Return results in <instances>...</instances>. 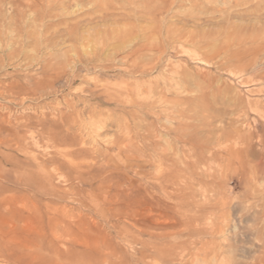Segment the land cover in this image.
I'll use <instances>...</instances> for the list:
<instances>
[{
	"label": "rangeland",
	"instance_id": "1",
	"mask_svg": "<svg viewBox=\"0 0 264 264\" xmlns=\"http://www.w3.org/2000/svg\"><path fill=\"white\" fill-rule=\"evenodd\" d=\"M42 126L68 142L31 140ZM2 127L0 170L32 183L0 180V237L23 234L2 199L28 198L27 264L264 258V0H0Z\"/></svg>",
	"mask_w": 264,
	"mask_h": 264
},
{
	"label": "bare ground",
	"instance_id": "2",
	"mask_svg": "<svg viewBox=\"0 0 264 264\" xmlns=\"http://www.w3.org/2000/svg\"><path fill=\"white\" fill-rule=\"evenodd\" d=\"M127 32V31H126ZM141 48V47H140ZM259 71V70H258ZM15 84V83H14ZM14 86V85H13ZM11 89V88H10ZM13 91V90H12ZM12 91H9V92H12ZM7 92V91H6ZM15 93V92H14ZM122 93V92H121ZM7 94V93H6ZM5 94V95H6ZM9 94V93H8ZM17 95L18 96H21V95H19V93H17ZM22 95H24L23 93H22ZM15 96V95H14ZM119 97V96H118ZM22 99V98H21ZM121 99V98H120ZM17 100H19V99H17ZM116 100V99H115ZM115 102V101H114ZM20 103V102H19ZM118 103V102H117ZM21 105V104H20ZM70 105V104H69ZM75 105V104H74ZM4 108V107H3ZM71 108V107H70ZM260 108V107H259ZM88 109V108H87ZM93 110V109H92ZM127 113V112H126ZM129 114V113H128ZM72 115V114H71ZM22 116V115H21ZM25 116V115H24ZM65 116H66V114H65ZM127 116V115H126ZM5 118V117H4ZM24 118V117H23ZM27 118V117H26ZM30 118V117H29ZM9 119V118H8ZM58 119V118H57ZM4 120V119H3ZM7 120V119H6ZM24 120H25V118H24ZM27 120H28V118H27ZM26 120V121H27ZM40 120V119H39ZM56 120V119H55ZM29 121V120H28ZM31 121H32V123H33V121H34V119L32 120L31 119ZM40 121H42V119L40 120ZM44 121H46V120H44ZM15 123H17L16 121H14ZM36 122V121H35ZM64 122V121H63ZM3 123V122H2ZM13 123V122H12ZM22 123V122H21ZM28 123V122H27ZM27 123H25V125H28ZM29 123H30V121H29ZM31 123V124H32ZM47 123V122H46ZM4 124V123H3ZM7 124V123H6ZM5 124V125H6ZM19 124V123H18ZM36 124V123H35ZM38 124V123H37ZM41 124V123H40ZM52 124V123H51ZM54 124V123H53ZM56 124H57V122H56ZM62 124V123H61ZM23 125H24V123H23ZM22 125V126H23ZM60 125V124H59ZM64 125V124H63ZM122 125V124H121ZM6 126H8V124L6 125ZM11 126V123L9 124V127ZM13 126V125H12ZM11 126V127H12ZM52 126V125H51ZM58 126V125H57ZM65 126V125H64ZM17 127H18V125H17ZM28 127V126H27ZM29 127H31V126H29ZM33 127H34V123H33ZM59 127V126H58ZM24 128V127H23ZM45 128V127H44ZM50 128V127H49ZM48 128V129H49ZM52 128V127H51ZM67 128V127H66ZM65 128V129H66ZM120 128V127H119ZM4 130L3 132H7L8 134H11L12 133V131L14 130V129H9V130H7L6 128H4V127H2L1 129H0V145H1V147H2V145H5V147H7V148H9V149H11L12 148V145L11 144H9L8 142H7V140L6 139H2L1 138V134H2V131L1 130ZM26 129V128H25ZM41 130H40V133L39 132H36V130L35 131H31V132H29L30 131V129H29V137L31 138V140H37V143H41L42 141H46L47 143H44L43 142V144L46 146V148L47 147H50V146H48V143H50L51 145H54V147L55 146H57V145H60V144H66L67 142H68V139L69 138H66V137H56V136H51V135H54V134H51L50 135V133H47V132H45L44 131V129H43V126H42V128H40ZM22 130V129H21ZM46 130V129H45ZM118 130V129H117ZM49 132V131H48ZM52 132H53V129H52ZM15 134H16V132H14ZM56 133V132H55ZM13 134V133H12ZM11 134V135H12ZM58 135V134H57ZM7 136V135H6ZM16 136H17V134H16ZM64 136H66V135H64ZM27 138H28V136H27ZM13 139V138H12ZM17 139H19V138H17ZM16 139V140H17ZM231 140L235 143L236 142V144H237V142H244V141H247V142H251V140H252V135H246L245 133H240L239 131H237L236 133H235V136L233 137V138H231ZM230 140V141H231ZM9 141V140H8ZM14 141H15V139H14ZM263 141V140H262ZM17 142V141H16ZM33 142V141H32ZM112 142H114V141H112ZM12 143V142H11ZM37 143H35V144H37ZM262 143H264V141L262 142ZM15 144V143H14ZM35 144H33V145H35ZM109 144V143H108ZM112 144H114V143H112ZM126 144V143H125ZM131 143H129V145H130ZM230 144V143H229ZM241 144V143H240ZM243 144V143H242ZM22 145V144H21ZM133 145V144H132ZM136 145V144H135ZM231 145V144H230ZM234 146H236L235 144H233ZM250 145V144H249ZM134 146V145H133ZM133 146H131V147H133ZM238 146V145H237ZM251 146H252V143H251ZM143 147V146H142ZM147 147V146H146ZM228 147V146H227ZM65 148V147H64ZM134 148H135V146H134ZM136 148H138V146L136 147ZM140 148H141V146H140ZM139 148V149H140ZM234 148V147H233ZM5 149V148H4ZM24 149V148H23ZM59 149V148H58ZM57 149V150H58ZM62 149V148H61ZM228 149H230V148H228ZM251 149V148H250ZM15 150H17V149H15ZM21 150V149H20ZM31 150V149H30ZM56 150V149H55ZM56 150V151H57ZM75 150V149H74ZM118 150V149H117ZM124 150H126V149H124ZM234 150V149H233ZM22 151H24V150H22ZM61 151V150H60ZM60 151H57V152H60ZM66 151H68V150H66ZM66 151H64V153L66 152ZM71 151H73V150H69V152H67V154H69ZM140 151V150H139ZM228 151V150H227ZM226 151V152H227ZM238 151V150H237ZM243 151V150H242ZM248 151H249V148H248ZM251 152H252V150H250ZM249 151V152H250ZM7 152V151H6ZM9 152V151H8ZM56 152V153H57ZM74 152V151H73ZM81 152V151H80ZM79 152V153H80ZM125 152V151H124ZM142 152H143V150H142ZM225 152V151H224ZM225 152V153H226ZM1 154H2V152H0ZM5 153V152H4ZM23 153V152H22ZM62 153V152H61ZM63 153V154H64ZM100 153V152H99ZM228 153V152H227ZM230 153V152H229ZM229 153L228 154H226V155H229ZM259 153V152H258ZM27 154V153H26ZM58 154V153H57ZM57 154H55V153H53V155H57ZM67 154L65 153L64 155H66L67 156ZM231 154V153H230ZM255 154H257V153H255ZM255 154H252L251 153V156L252 155H254L255 156ZM8 155V154H7ZM6 155V162H10L11 164H12V167H14V168H16L17 170H19L20 169V172H21V170H24V171H31V167L29 166V165H27V164H25V165H23L22 163V165L21 164H19L20 163V160H18L19 162H14L13 160H12V157L11 156H7ZM46 155V154H45ZM53 155H52V157H53ZM59 155V154H58ZM70 156H73V155H71V154H69ZM81 155V154H80ZM258 155V154H257ZM4 156V155H3ZM13 156V155H12ZM29 156V155H28ZM69 156V157H70ZM237 156V155H236ZM2 157V156H1ZM14 157V156H13ZM27 157V156H26ZM35 157V156H34ZM48 157V156H47ZM60 157V156H59ZM228 157V156H227ZM256 157V156H255ZM263 157V156H262ZM25 158V157H24ZM30 158V157H29ZM105 158V157H104ZM236 158V157H235ZM252 158V157H251ZM14 159H15V157H14ZM28 159V158H27ZM40 159V158H39ZM45 159V158H44ZM59 159H61V158H59ZM58 159V160H59ZM223 159H225V158H223ZM222 159V160H223ZM227 159V158H226ZM231 159V158H230ZM238 159V158H237ZM243 159V158H242ZM250 158H248V160H249ZM29 160H32V159H29ZM33 160H35V159H33ZM38 160V159H37ZM62 160V159H61ZM65 160H68V159H65ZM70 160V159H69ZM212 160V159H211ZM232 160V159H231ZM239 160V159H238ZM245 160V159H244ZM14 163H13V162ZM23 161V160H22ZM41 161V160H40ZM50 161V160H49ZM90 161V160H89ZM230 161V160H229ZM263 161H264V159H263ZM31 162V161H30ZM36 162V161H35ZM38 162V161H37ZM36 162V163H37ZM53 162V164H52V167H53V169L57 172V176L59 177V178H64L65 179V181H77V182H79V184L81 183V185H86L87 186V183H89V178H88V176L87 177H84L83 176V174L81 173V171L80 170H82L81 169V166L83 165V161H82V164H81V166L80 165H77V163L75 162V164L72 162V164H70V167H66V164L64 163H59L60 162V160L57 162V161H52ZM62 162H63V160H62ZM235 162H236V160H235ZM235 162H234V168H236L235 167ZM241 162H242V160H241ZM252 162V161H251ZM254 162V161H253ZM42 163H43V161H42ZM42 163H37V167L38 168H40V169H42V170H44L45 171V166H44V164H42ZM226 163V162H225ZM255 163V162H254ZM229 164V163H228ZM237 164V163H236ZM257 164V163H256ZM68 165V164H67ZM94 165V164H93ZM92 165V166H93ZM98 165V164H97ZM96 165V166H97ZM238 165V164H237ZM241 165H243V163L241 164ZM262 165V164H261ZM36 166V165H35ZM50 166V165H49ZM71 166L73 167L72 168V170L74 169V171H73V174H74V176H73V179L71 178V176L70 175H68V173L67 172H65V171H69V169L71 168ZM88 167H89V165H87ZM87 166H86V169H88L87 168ZM90 166H91V164H90ZM95 166V165H94ZM103 166H104V164H103ZM98 167H100L99 165H98ZM233 167V166H232ZM36 168V167H35ZM48 168V167H47ZM50 168V167H49ZM69 168V169H68ZM101 168H102V166H101ZM260 168V167H259ZM104 169V168H103ZM36 170H38L37 168H36ZM83 170H85V169H83ZM95 170V169H94ZM2 169L0 170V180H2V181H5L6 183H13V184H16V183H20V184H22V186L24 185H29V186H31L30 184L32 183H30V178L28 177L29 175H25V172L23 173L24 174V177H15V179H12V177H10V175L9 174H11V173H2ZM35 171V170H34ZM86 171V170H85ZM84 171V172H85ZM235 171V170H234ZM20 172H19V174H20ZM39 173H41V171H38ZM47 172V171H46ZM70 172V171H69ZM87 172V174L90 172H88V170L86 171ZM13 173H16V171L15 172H13ZM22 173V172H21ZM35 173V172H34ZM18 174V173H17ZM37 175H38V173H36ZM48 174V173H47ZM72 174V175H73ZM86 174V173H85ZM90 174V173H89ZM14 175V174H13ZM49 175V174H48ZM124 175V174H123ZM15 176V175H14ZM32 176V175H31ZM41 176H42V174H41ZM98 176V175H97ZM29 179H28V178ZM37 177V176H36ZM39 177H40V175L38 176V179H39ZM91 177H93V176H91ZM42 178V177H41ZM45 178H47V176L45 177ZM96 178V177H95ZM37 179V178H36ZM94 179V178H93ZM41 180V179H40ZM92 180V179H91ZM39 181V180H38ZM44 181H46V180H44ZM93 181V180H92ZM92 181H90V182H92ZM34 182V181H33ZM105 182V181H104ZM30 183V184H29ZM37 183V182H36ZM67 183V182H66ZM19 184V185H20ZM35 184V183H34ZM91 184V183H90ZM104 184V183H103ZM36 185V184H35ZM33 186V185H32ZM82 187V186H81ZM34 188V187H33ZM32 189V188H31ZM35 189V188H34ZM260 189H262V188H260ZM139 191V190H138ZM112 196V195H111ZM25 198V197H24ZM27 198V197H26ZM76 199V198H75ZM79 199V198H78ZM77 199V201L78 202H80L79 200ZM109 199H110V197H109ZM108 199V201L109 202H111L110 200ZM3 201H1L2 202V207H4V208H6V209H8L9 210V213H10V222H9V226H10V229L11 230H18V231H22V238L21 237H19V239H15L13 242H9V241H6L5 243H3V240H1V237H0V259H2L6 264H22V262L23 263H28L29 261H30V259H31V252H30V249H31V244H32V240H33V217H32V215H33V211H32V206H31V204H30V202H28V198L25 200H23L22 201V205H21V207L19 208L18 206L19 205H17L19 202H18V200L16 201V200H4V199H2ZM125 200H126V202H127V206H130L131 205V202H132V200L128 197V195H126L125 196ZM20 201V200H19ZM83 201L84 200H82V203H83ZM113 201V200H112ZM116 201V200H115ZM118 201V200H117ZM116 201V202H117ZM108 203V202H107ZM113 203H114V201H113ZM118 204H119V202H117ZM81 204V203H80ZM88 204V203H87ZM110 204V203H109ZM111 205V204H110ZM120 205V204H119ZM111 206H114V205H111ZM127 208V207H126ZM131 208V207H130ZM34 210V209H33ZM119 212V211H118ZM126 212V211H125ZM258 213V212H257ZM127 214V213H126ZM121 215V214H120ZM129 215H131V214H129ZM131 217V216H130ZM129 218V217H128ZM117 220V219H116ZM98 226V225H97ZM256 231V230H255ZM263 236V235H262ZM262 242V241H261ZM259 264H264V258H262V259H260V261H259Z\"/></svg>",
	"mask_w": 264,
	"mask_h": 264
}]
</instances>
